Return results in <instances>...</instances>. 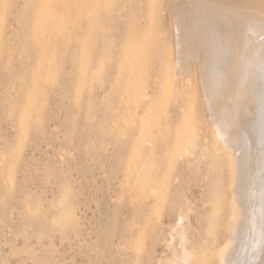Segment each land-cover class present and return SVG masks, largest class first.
Listing matches in <instances>:
<instances>
[{"label":"rangeland","instance_id":"1","mask_svg":"<svg viewBox=\"0 0 264 264\" xmlns=\"http://www.w3.org/2000/svg\"><path fill=\"white\" fill-rule=\"evenodd\" d=\"M173 1L0 0V264H135L150 233L160 258L186 204L193 243H222L229 166L195 68L175 78Z\"/></svg>","mask_w":264,"mask_h":264},{"label":"bare ground","instance_id":"2","mask_svg":"<svg viewBox=\"0 0 264 264\" xmlns=\"http://www.w3.org/2000/svg\"><path fill=\"white\" fill-rule=\"evenodd\" d=\"M170 8L177 38L174 75L179 79L191 66L196 70L201 121L209 126L220 156L226 155L232 197L221 222L216 218L221 209L224 212L221 186L216 183L215 189L213 184L216 191L208 195L210 204L215 201L212 197L218 200L221 196L219 204H223L219 214L214 213L216 217L210 212L217 220L212 216L206 220L209 225L212 219L218 227L224 226L223 241L213 250L201 238L204 243H193L189 235L193 208L180 205L175 222L167 226V235L163 233L166 254L160 258L150 255L156 245L150 233L146 240L150 254L137 255L135 264H207L209 260L213 264H264V0H175ZM188 148L186 152L192 149ZM69 215L76 230L74 210ZM35 234L43 239L42 233ZM207 251L212 252L209 259ZM40 262L46 264L41 256L33 259V264Z\"/></svg>","mask_w":264,"mask_h":264}]
</instances>
